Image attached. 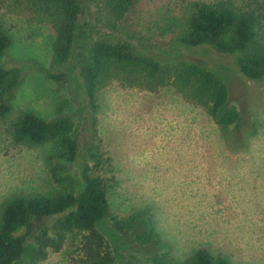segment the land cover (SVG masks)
<instances>
[{
	"label": "rangeland",
	"instance_id": "rangeland-1",
	"mask_svg": "<svg viewBox=\"0 0 264 264\" xmlns=\"http://www.w3.org/2000/svg\"><path fill=\"white\" fill-rule=\"evenodd\" d=\"M180 1L155 0L148 8L170 4L178 12ZM83 3L82 20L96 25L98 35L112 33L138 51L158 53L137 34L106 27L96 0ZM0 30L10 37L0 63L21 72L18 84L3 97L11 109L7 117H0V206L16 194L60 188L46 168L50 145L17 141L10 120L22 110L47 119L65 115L73 122L79 156L89 142L99 154L93 173L105 186L110 213L140 216L128 233L116 232L109 217L98 226L118 264H154V256L162 254L169 264H189L199 248L225 256L232 264H264V80L246 78L231 58L212 54L213 68L226 82L229 103L248 108L252 124L243 130V147L227 148L229 129L171 86L150 92L112 81L98 93L93 112L74 68L51 67L54 34L49 25L0 5ZM260 35L264 43V17ZM79 163L77 159L67 168L78 186ZM143 218H148L158 241H136L137 233L146 229ZM79 236L70 234L60 251H50L39 264H74Z\"/></svg>",
	"mask_w": 264,
	"mask_h": 264
},
{
	"label": "trees",
	"instance_id": "trees-1",
	"mask_svg": "<svg viewBox=\"0 0 264 264\" xmlns=\"http://www.w3.org/2000/svg\"><path fill=\"white\" fill-rule=\"evenodd\" d=\"M83 2L0 0V5L13 12H27L32 20L50 26L54 34L50 65L53 69L65 65L74 68L93 112L98 108V93L112 81L150 92L171 86L186 101L202 107L218 125L229 129L227 148L244 146L243 130L252 125L248 108L229 103L226 82L213 68L212 54L231 58L244 77L264 80V43L260 35L264 0L245 4L235 0H183L178 12L170 4L149 9L155 0H96L106 27L137 34L141 43L158 53L138 51L112 33L98 35L96 25L82 20ZM9 43L10 37L0 30V59ZM20 76L19 68H5L0 63L2 118L11 109L3 97L18 84ZM10 128L14 138L24 144L50 145L46 168L60 188L48 193L16 194L2 203L0 264H39L50 251H60L72 233L80 235L72 256L74 264H118L98 226L109 217L116 232L128 233L140 216L110 213L105 186L93 173L100 159L94 144L89 142L86 152L79 156L73 122L65 115L47 119L32 110H22L10 120ZM77 159L80 186L67 172L68 164ZM51 218L50 224L43 223ZM143 222L146 229L137 233L136 241H158L148 218ZM165 255L154 256V264H169ZM189 264L232 263L225 256L199 248Z\"/></svg>",
	"mask_w": 264,
	"mask_h": 264
}]
</instances>
